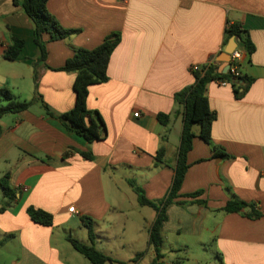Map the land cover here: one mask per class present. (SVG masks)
<instances>
[{
	"label": "crops",
	"instance_id": "0c3cea01",
	"mask_svg": "<svg viewBox=\"0 0 264 264\" xmlns=\"http://www.w3.org/2000/svg\"><path fill=\"white\" fill-rule=\"evenodd\" d=\"M47 9L79 33L47 43L36 88L33 25L14 0H0V92L6 89L19 101L38 93L55 115L35 103L0 118V181L17 198L0 213V241L11 236L0 247V264H92L69 236L129 264H186L184 257L198 264H264V0H49ZM233 24L247 31L254 46L251 55L243 50L240 64L253 83L241 99L231 82L207 86L217 115L212 143L231 158H215L200 137L201 126L193 127L189 168L166 209L157 260L149 244L157 212L139 204L130 182L153 202L168 194L183 129L175 95L194 84V66L214 58L222 73L219 56ZM116 32L121 42L110 59L109 80L91 86L87 100L88 109L101 114L107 136L88 143L58 118L76 104V74L60 69L77 49L93 50ZM13 38L25 41L14 62L5 58ZM160 114L170 115L166 125ZM5 201L0 184V207ZM232 201L248 206L224 211ZM29 207L51 213L53 225L32 221ZM82 218L94 222L93 243ZM120 228L128 229V238L118 241ZM193 249L202 255L194 257Z\"/></svg>",
	"mask_w": 264,
	"mask_h": 264
},
{
	"label": "trees",
	"instance_id": "16d2710c",
	"mask_svg": "<svg viewBox=\"0 0 264 264\" xmlns=\"http://www.w3.org/2000/svg\"><path fill=\"white\" fill-rule=\"evenodd\" d=\"M14 1L16 5L22 7L24 13L28 16L33 25L34 40L37 46V58L34 63V81L37 88L40 78L39 67H46L47 43L66 40L77 35L79 31L65 29L59 23L47 9L49 0ZM46 36L48 37L47 40L45 38ZM233 37L241 38L244 44L243 50L247 54L251 55L254 52V46L249 39L247 31H244L239 24L228 26L225 45ZM120 42L121 34L116 32L108 36L99 47L93 50L77 49L73 57L60 69L61 71L76 74L74 83L76 104L71 111L58 116V118L69 131L84 138L88 143L102 141L107 136V127L101 114L98 111H90L87 107V100L89 88L91 86L100 85L109 80L108 67L110 59ZM24 47V40L13 38L12 44L5 52V58L12 62L16 61ZM239 72L241 75L237 78H235L232 73H220L215 59L212 58L209 63L201 66L198 70H193L195 76L194 84L175 95L176 105L181 109V115L183 117V129L178 149L175 176L166 197L158 202L150 201L146 198L141 187L134 182H130V185L138 195L139 204L141 206L151 207L157 212L156 220L150 230L149 240L150 246L156 252L157 260L162 258L161 249L164 244L163 224L167 220L166 209L169 205L174 204L178 198L189 168L187 157L192 150L193 140L195 138L193 127L195 125L201 126L200 137L212 146L213 156L215 158H231L230 155L225 153L221 148L214 146L212 143V128L214 122L217 120V115L210 107L209 98L207 96V86L214 80H228L234 87L236 97L241 99L252 85L253 79L241 73L240 65ZM0 97V118L8 114H20L25 112L35 103H40L47 115L55 116L42 96L38 93L31 101H19L10 91L4 89L0 92ZM178 112L180 111L178 110L176 114ZM159 120L162 124L166 125L170 120V115L160 114ZM1 134L2 127L0 126V135ZM80 153L85 158L92 159L91 154L85 152ZM164 154L165 150L161 149L158 153V162H163L162 157H164ZM0 184L3 187L4 196L6 198V201L0 207V213H3L10 208L17 198L7 185L6 180L0 181ZM180 204L184 205L183 203ZM247 206L248 205L244 202L232 201L228 203L224 211L239 212L243 208H247ZM27 211L32 221L37 224L52 226L54 223V216L47 211L33 207H29ZM82 223L87 228L89 239L93 243L96 239L93 220L82 218ZM10 238L11 236L0 241V247L4 246ZM68 241L78 253L87 258L92 264H107L112 261L110 257L99 251L94 245L84 244L72 236L68 237Z\"/></svg>",
	"mask_w": 264,
	"mask_h": 264
},
{
	"label": "water",
	"instance_id": "95a60500",
	"mask_svg": "<svg viewBox=\"0 0 264 264\" xmlns=\"http://www.w3.org/2000/svg\"><path fill=\"white\" fill-rule=\"evenodd\" d=\"M244 44L241 43V38L233 37L230 41L225 45L223 51L219 56V62H221L223 66L222 73L229 74L230 71V58L235 50L240 49L243 50Z\"/></svg>",
	"mask_w": 264,
	"mask_h": 264
},
{
	"label": "built area",
	"instance_id": "2783aa9c",
	"mask_svg": "<svg viewBox=\"0 0 264 264\" xmlns=\"http://www.w3.org/2000/svg\"><path fill=\"white\" fill-rule=\"evenodd\" d=\"M121 3H127L129 0H119ZM242 54L243 51L240 49H237L234 51V53L231 55L230 58V71L229 73H232L235 78L239 77L241 74L239 72V65L241 64V59H242ZM201 66H194L192 69L193 70H198ZM230 82L228 80H221L220 84L222 86H227ZM136 117L139 116V113L135 114ZM70 212L72 213H77V211L75 210L74 207H72L70 209ZM161 264H165V263H161Z\"/></svg>",
	"mask_w": 264,
	"mask_h": 264
},
{
	"label": "rangeland",
	"instance_id": "374dc122",
	"mask_svg": "<svg viewBox=\"0 0 264 264\" xmlns=\"http://www.w3.org/2000/svg\"><path fill=\"white\" fill-rule=\"evenodd\" d=\"M125 229V228H124ZM120 230V233L118 234V233H115V236L117 237V239H118V241L122 238V239H124L125 237H127V234H128V229L126 230V232L125 233H123V229L122 228H120L119 229ZM102 232H104V229H102ZM105 234V233H104ZM104 236V235H103ZM128 238V237H127ZM191 253H195L194 254V257H196V256H200V255H202V253H201V251H196L195 249H193V251L191 252ZM166 256L167 257H170V258H173L174 256H175V254H173V253H170V252H166ZM184 260H185V262H186V264H198L199 263V261H197L196 259H191V260H189V257H184ZM190 261V262H189ZM113 263L112 264H122V263H126V264H129L127 261L126 262H118V261H112Z\"/></svg>",
	"mask_w": 264,
	"mask_h": 264
}]
</instances>
